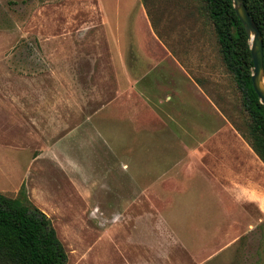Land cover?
Listing matches in <instances>:
<instances>
[{"label": "rangeland", "instance_id": "rangeland-1", "mask_svg": "<svg viewBox=\"0 0 264 264\" xmlns=\"http://www.w3.org/2000/svg\"><path fill=\"white\" fill-rule=\"evenodd\" d=\"M223 117L250 151L203 0H0V193L51 219L68 264H264V164L233 149L252 205L198 168Z\"/></svg>", "mask_w": 264, "mask_h": 264}, {"label": "trees", "instance_id": "trees-1", "mask_svg": "<svg viewBox=\"0 0 264 264\" xmlns=\"http://www.w3.org/2000/svg\"><path fill=\"white\" fill-rule=\"evenodd\" d=\"M244 1L261 31L264 48V0ZM203 2L217 34L222 61L242 93L249 116V144L264 163V107L252 83L250 39L232 0ZM0 262L68 264V254L51 219L23 191L15 199L0 193Z\"/></svg>", "mask_w": 264, "mask_h": 264}, {"label": "crops", "instance_id": "crops-1", "mask_svg": "<svg viewBox=\"0 0 264 264\" xmlns=\"http://www.w3.org/2000/svg\"><path fill=\"white\" fill-rule=\"evenodd\" d=\"M214 110H216L215 107ZM223 120L225 121L223 123L226 125V127L221 128L219 126L220 128H217V134L214 135V139L200 142L199 148L197 149V161H199L198 168L205 170L207 174H210L212 177H214L213 179L216 180V183L221 190L220 194L217 193V198L221 202L223 201L222 190H224V192L229 196L230 203H248L249 205H252L257 201H255V197L252 195L251 187H253V181L258 174L253 172L250 163H248L247 156L244 158L242 157L240 166L236 168L234 163L236 162V156L238 154L233 156V152L236 153L233 149L240 147V152H244L247 155L250 154L249 156H252L251 152H253L255 155L256 153L251 147H249L251 152L242 147V141L237 137L239 132L235 126H233V124L225 117H223ZM213 145L216 147V149L211 150ZM217 146L220 147L221 152H227V155H224V157H218L217 159ZM258 167L260 170H262L261 166ZM225 199L226 202L224 205L229 203L227 197H225Z\"/></svg>", "mask_w": 264, "mask_h": 264}, {"label": "water", "instance_id": "water-1", "mask_svg": "<svg viewBox=\"0 0 264 264\" xmlns=\"http://www.w3.org/2000/svg\"><path fill=\"white\" fill-rule=\"evenodd\" d=\"M236 14L243 23L251 43V55L254 64L252 83L260 103L264 107V48L263 36L251 16L244 0H232Z\"/></svg>", "mask_w": 264, "mask_h": 264}]
</instances>
